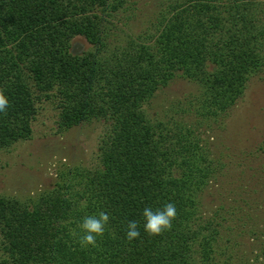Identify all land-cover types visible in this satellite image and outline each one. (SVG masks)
Returning a JSON list of instances; mask_svg holds the SVG:
<instances>
[{
    "label": "trees",
    "instance_id": "obj_1",
    "mask_svg": "<svg viewBox=\"0 0 264 264\" xmlns=\"http://www.w3.org/2000/svg\"><path fill=\"white\" fill-rule=\"evenodd\" d=\"M130 1L0 0V92L9 100L0 149L31 137L43 101L55 104L61 129L107 125L92 167L60 170L51 189L25 201L0 196V264H212L223 223L217 211L203 216L202 195L221 164L196 127L152 123L143 106L180 74L202 89L194 113L205 122L233 107L264 67V0H169L150 14L153 26L123 32L109 54L101 22ZM77 37L93 49L76 50ZM169 202L172 227L147 235L142 210ZM101 211L109 215L103 236L81 246L78 225ZM132 220L140 237L128 241ZM258 242L246 264H264V236Z\"/></svg>",
    "mask_w": 264,
    "mask_h": 264
},
{
    "label": "rangeland",
    "instance_id": "obj_2",
    "mask_svg": "<svg viewBox=\"0 0 264 264\" xmlns=\"http://www.w3.org/2000/svg\"><path fill=\"white\" fill-rule=\"evenodd\" d=\"M169 2L131 0L129 9L122 8L103 20L107 53L124 44L123 32L135 37L153 26L150 14ZM261 9L257 18L264 21V1ZM260 41L264 55V35ZM74 43L76 50L78 46L93 49L82 37ZM201 93L198 83L177 74L143 106V111L149 121L168 128L180 122L196 127L194 133L202 139L201 145L220 162L219 175L204 191L201 207L205 218L217 211L223 223L212 241V264H246L264 236V67L248 77L234 106L213 118L216 120L205 122L195 115V100ZM106 130L103 121L61 129L55 104L43 101L32 122L31 137L0 149V196L25 201L51 189L60 170L76 165L92 167L99 138ZM254 235L258 239L252 241L248 236Z\"/></svg>",
    "mask_w": 264,
    "mask_h": 264
},
{
    "label": "clouds",
    "instance_id": "obj_3",
    "mask_svg": "<svg viewBox=\"0 0 264 264\" xmlns=\"http://www.w3.org/2000/svg\"><path fill=\"white\" fill-rule=\"evenodd\" d=\"M9 105L8 97L0 92V112H3ZM82 207L86 206L84 204ZM143 231L149 236H158L172 227L176 218V207L173 203H165L162 207L153 209L145 207L142 210ZM109 221V215L106 212H99L84 216L78 225L82 233L79 243L81 246L92 245L96 243L97 237L103 236L106 225ZM125 237L128 241H133L140 237L138 222L129 221L126 226Z\"/></svg>",
    "mask_w": 264,
    "mask_h": 264
}]
</instances>
